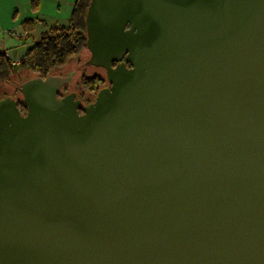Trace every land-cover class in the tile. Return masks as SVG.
<instances>
[{
    "label": "water",
    "instance_id": "water-1",
    "mask_svg": "<svg viewBox=\"0 0 264 264\" xmlns=\"http://www.w3.org/2000/svg\"><path fill=\"white\" fill-rule=\"evenodd\" d=\"M86 36L89 105L0 100V264H264V0H90Z\"/></svg>",
    "mask_w": 264,
    "mask_h": 264
},
{
    "label": "trees",
    "instance_id": "trees-1",
    "mask_svg": "<svg viewBox=\"0 0 264 264\" xmlns=\"http://www.w3.org/2000/svg\"><path fill=\"white\" fill-rule=\"evenodd\" d=\"M90 0H74L71 15L65 26L50 27L40 34L37 43L29 47L21 55L18 67H12L0 55V94L12 79H18L17 87L10 95L2 94L0 100L12 98L16 100L21 114H25V107L20 93L21 86L31 79H46L56 76L62 69L68 67L86 50V14ZM36 0H32L31 9L36 11ZM21 31L26 38L21 40L24 46L34 31V23L25 21L21 23ZM23 78L21 79V77ZM101 88V81L97 77L82 76L78 80L75 90L86 95L88 101ZM59 97L64 95L60 93ZM19 95L20 98L17 96Z\"/></svg>",
    "mask_w": 264,
    "mask_h": 264
},
{
    "label": "crops",
    "instance_id": "crops-1",
    "mask_svg": "<svg viewBox=\"0 0 264 264\" xmlns=\"http://www.w3.org/2000/svg\"><path fill=\"white\" fill-rule=\"evenodd\" d=\"M36 1V11H33L32 0H0V31H21V23L29 21L34 23L33 34H41L50 27L65 26L68 23L74 0ZM40 28L44 30L41 33Z\"/></svg>",
    "mask_w": 264,
    "mask_h": 264
},
{
    "label": "rangeland",
    "instance_id": "rangeland-1",
    "mask_svg": "<svg viewBox=\"0 0 264 264\" xmlns=\"http://www.w3.org/2000/svg\"><path fill=\"white\" fill-rule=\"evenodd\" d=\"M44 31L40 28V33ZM12 32L15 34V36H11L8 33ZM19 34H25L22 31H18L16 29H8V30H3L0 31V50L2 51H6L9 52L11 55H15V56H21L25 50H27L29 47H31L33 44L37 43L39 38H40V34L39 32H35L26 42V44L23 46L22 41L17 39V35ZM90 60V53L88 50H83L82 53L80 54V56L77 58V60H75L73 63H71L69 65V67L67 69H70L68 71H70L69 73V86L71 85V88L74 92L78 93V91L75 90L77 82H78V78L79 76L85 72V74L87 75V77H90L94 74L98 73L97 68L95 66H90L88 65V62ZM80 61V62H79ZM86 62V63H85ZM19 66V65H18ZM16 66V67H18ZM23 78V76L21 77V79ZM12 83H10L9 85H7L3 90H1V94H8L10 95L13 91H15L17 84L18 83V79H12L11 81ZM19 98L20 96L17 95Z\"/></svg>",
    "mask_w": 264,
    "mask_h": 264
},
{
    "label": "flooded vegetation",
    "instance_id": "flooded-vegetation-1",
    "mask_svg": "<svg viewBox=\"0 0 264 264\" xmlns=\"http://www.w3.org/2000/svg\"><path fill=\"white\" fill-rule=\"evenodd\" d=\"M123 61L124 60H122L121 62H123ZM117 64H118V62H112V63L109 64V67L110 68H114V67H116ZM68 67L62 69V71H60L56 76L62 77V78H64V77H70L69 76L70 71H68L70 69H67ZM126 68H130V66L128 64H126ZM97 70H98V73L90 76L89 78H93V77L95 78V77H97L101 81V88L100 89L109 88V84L107 83V79H106L107 70L104 67H98ZM82 76H86L87 77V75L85 74V72H83L79 76L78 80H80V78ZM69 79L70 78H68V81H67L66 85L63 86L62 89H61V92L64 93V95H62L61 97L65 96L67 94H70V93H74L75 94V99L76 100H80L81 107L82 108L85 107V106H87V105H89L93 101L94 97L91 99V101H88V99L86 98V95H84L83 93H80V92L79 93H76V92H74L72 90V88H71V85L69 86V83H70L69 82ZM79 113L81 114L82 112L80 111Z\"/></svg>",
    "mask_w": 264,
    "mask_h": 264
},
{
    "label": "built area",
    "instance_id": "built-area-1",
    "mask_svg": "<svg viewBox=\"0 0 264 264\" xmlns=\"http://www.w3.org/2000/svg\"><path fill=\"white\" fill-rule=\"evenodd\" d=\"M11 36H15L14 33L9 32L8 33ZM27 36L26 34H19L17 35V39L18 40H23L25 39ZM0 55L2 56L3 59H5L12 67H16L20 64L21 62V56H15V55H11L9 52L6 51H2L0 50Z\"/></svg>",
    "mask_w": 264,
    "mask_h": 264
}]
</instances>
